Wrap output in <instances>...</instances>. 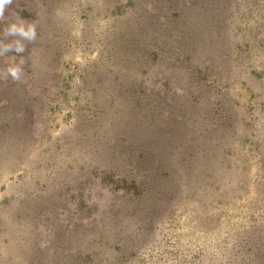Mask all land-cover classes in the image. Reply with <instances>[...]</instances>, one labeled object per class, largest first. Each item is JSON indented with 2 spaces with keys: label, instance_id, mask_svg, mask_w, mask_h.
<instances>
[{
  "label": "rangeland",
  "instance_id": "obj_1",
  "mask_svg": "<svg viewBox=\"0 0 264 264\" xmlns=\"http://www.w3.org/2000/svg\"><path fill=\"white\" fill-rule=\"evenodd\" d=\"M133 1L58 0L37 13L42 0L15 5L13 24L31 21L39 38L31 44L19 35L3 40L25 51L20 85L13 87L11 76L4 79L0 71V93L12 90L14 105L28 107L20 110L27 123H21V113L11 117L17 132L0 137V264H38L42 257L41 264H69L79 255L109 264L118 226L130 237L136 264L261 263L255 260L260 244L254 238H264V155L254 149L264 153V0ZM46 84L50 88L43 90ZM138 90L153 108L164 103L165 127L157 139L165 146L180 140V149L192 151L198 144L205 161L213 147L222 148L223 133L232 135L226 144L231 148L220 151L212 185L198 194L190 191L187 203L156 228L145 217H155L156 208L169 213L170 205L160 200L139 210L133 187L114 184L113 175L99 180L110 164L122 170L115 145L126 127L143 147L153 146L155 134L147 127L137 131L140 119L148 125L153 115L134 108ZM190 93H199L193 110L185 108ZM92 103L102 104L104 125L90 144V131L80 120ZM231 105L238 126L220 128ZM219 107L223 114L214 115ZM123 117L130 122L120 129L127 122ZM83 131L88 133L81 144ZM164 151L155 153L164 159ZM157 171L151 174L157 177ZM21 217L31 222L23 226ZM130 223V231L140 227L144 235L125 231Z\"/></svg>",
  "mask_w": 264,
  "mask_h": 264
},
{
  "label": "trees",
  "instance_id": "obj_2",
  "mask_svg": "<svg viewBox=\"0 0 264 264\" xmlns=\"http://www.w3.org/2000/svg\"><path fill=\"white\" fill-rule=\"evenodd\" d=\"M20 0H15V2H12L10 5L6 6L5 11H4V17L3 19H0V71H4L5 69H7L8 67L12 66H18L19 65V60H21V58L23 57V53H17L13 50V48L11 47V49L9 50H5L4 46V30L10 26L11 22L13 21V17L11 15L12 11L14 10L15 5L17 4V2H19ZM107 4L111 3L109 2V0H106ZM129 4L128 5H133L134 1L133 0H129ZM58 2V0H42L41 5L42 7L39 9L37 8L35 11L36 13L39 12L40 10H42V8H44L43 6H47V7H51L52 5H55ZM117 10L119 11V13L122 15H124L126 12L125 10L122 12V7H117ZM47 11V10H45ZM43 12V10H42ZM40 19V16H39ZM25 20L30 21L32 19H28L26 18ZM30 23L32 24V22L30 21ZM13 24V22H12ZM152 24H155L154 22H152ZM10 36V35H8ZM36 37L39 38L38 34L36 33L35 39ZM98 42L101 41L97 40ZM32 43V41L30 42V44ZM34 43V42H33ZM28 44V43H27ZM16 56V57H12V56ZM186 55H189V53H187ZM4 58L8 59L4 60ZM14 58V59H13ZM16 58V59H15ZM189 58V57H187ZM186 61H188V59H186ZM9 63H13V64H9ZM9 65V66H8ZM182 79V78H181ZM20 82L19 81H15L13 83V87L19 86ZM43 86V90L44 89H49V84L47 85H42ZM139 92V97L136 98V105L134 108L139 107L140 109H145L147 110L146 114H150V111L152 112V116L149 118V123L148 125H145L146 120L142 117L140 119V121L138 122V129L137 131H146V129L148 128V131H151L153 133V135L155 134V136L152 139V144L153 146L150 147H143L144 145L140 142V140H136L135 136H133V131L132 129H128V127H126L125 129V136L120 135L119 138L117 139V145H115V152L121 156V163H122V170L118 169L117 167L115 168L114 166H112L111 164L108 165V167H104V172L101 173V177L99 178V180L102 183H105L106 181L109 180L110 175H113L114 177H117V179L114 181V184H123V185H130L131 187H133L135 189V193H134V197L136 199V205L139 206L138 209L139 210H144L147 209L150 205V203H156L157 201H159L161 199V196L165 195L166 191L163 188H159L158 190L156 189V187L159 185L157 184V180L156 178V173L155 175H152L151 172L154 171V169L156 168L158 171H161L162 173V177L165 179L164 182V186H169L170 187H175L173 191L170 192L169 194V198L176 203L175 205V209L169 213H167V209H154L153 213L151 216H155V217H150L147 216L145 217V220H151L153 227L156 228V224H159V221H161V219L164 217V215L167 214V216H169L170 218L173 216L175 210H177L178 208H180V206H182L183 204L187 203V198H188V193L190 191H193L194 193L198 194V191L200 190V188H206L209 187L210 185H212V175L213 172L216 168V164L218 162V160H221V153L220 151L225 152L226 150H228V148H231L230 146H226V144L229 145L230 139L232 137V135L230 134V132L227 133H223V135L221 136V138L223 139V144H222V148L219 147H213L215 149H213L211 152V155L208 156L205 161H204V155L202 154V149L201 147L197 144V146H195L193 148L192 151H190L188 148H186V150L180 149L179 146H177L176 142L180 141V140H168L169 145L165 146L162 144L161 141H159V139H157V137L160 136V131L161 128L164 129V125L160 123L161 120H164V117H162V107H163V102L157 101L159 102L158 104H155L156 107L153 108V101L151 100V98H145L144 92H142L141 90H138ZM3 92H5L7 95H3L2 93H0V137H8L10 135H12L13 133L17 132L15 128V125L17 123V121H13L12 118H14V116H19L21 113V123L26 124L27 120L26 117H23V111L20 112L21 109H27L28 106H26L25 104H23L22 106L18 105L15 106L13 103V97H14V93H11L12 90H7L5 89ZM96 92L98 94L95 95V98H97L99 96V92L96 89ZM252 92V90H251ZM199 93H190L188 94V96L185 98V108L193 110L196 106V98L198 96ZM165 96V95H164ZM222 97V95H221ZM228 98L227 93L225 94L224 97H222V100L225 102V100ZM145 104H144V102ZM91 105V106H90ZM219 107L217 110L212 111V113L214 115H217L219 113L223 114V111H220ZM126 109H128V107H126ZM228 108H224V112L225 110L227 111ZM88 110L89 111V115L86 116L85 120H80L82 122H85L84 124L87 125V130L90 131V138H91V142L90 144H92V142H95V137L99 135L100 133V129L102 128V126L104 125V108L102 106V104L100 103H92L88 105ZM150 110V111H149ZM6 111V113H5ZM26 112V110L24 111ZM233 112L234 111V105H231L230 108L228 109V113H225L224 117H222L221 121L219 122V127H230V126H234V124L236 126H238L236 124V121L234 120L235 118L233 117ZM227 116H229V119L227 120ZM12 117V118H11ZM127 118V116H126ZM125 117H123L121 120L125 119L126 124H121L118 127L120 129H123V126L126 125L128 126V121L129 119H126ZM167 120V122L170 121V118H166L165 121ZM130 122V121H129ZM19 123V122H18ZM88 124L90 125V127L88 128ZM118 124V123H116ZM115 123H111V126H116ZM14 126V129L12 130L11 127ZM161 126V128H160ZM235 126V127H236ZM76 128H79L77 126V124H75ZM117 127V128H118ZM147 127V128H146ZM169 128V127H168ZM177 129L180 130L179 126H176ZM175 127H172V130H176ZM21 129L22 128H18ZM81 129H84L81 128ZM93 129V130H92ZM98 129V130H96ZM7 131H13L12 134L8 133ZM20 131V130H19ZM136 131V130H135ZM156 131V132H155ZM168 132V131H167ZM88 133V131H83L81 132V140L79 143L84 144V140H82L84 138V136ZM10 134V135H9ZM170 136V135H169ZM132 137V139H131ZM136 138H140V136L136 137ZM178 139V138H177ZM82 151H84L86 154L89 153L90 151H88V147H80ZM264 148V146H263ZM156 149H159V151H164L165 158H161L158 157L159 155L157 153H155ZM204 150V149H203ZM211 150V149H210ZM256 151H259V154H263V151L259 148L254 149ZM262 151V153H261ZM205 153V152H204ZM127 154V155H126ZM220 157V159H219ZM128 158H131L128 159ZM125 162V163H124ZM120 163V164H121ZM127 165H131L133 166V171H124V167ZM157 171V172H158ZM261 174L264 176V171L261 167ZM260 175V177H262V175ZM91 177H87L86 181L81 183V185L85 184ZM263 178V177H262ZM38 181V180H37ZM36 181V182H37ZM154 181V182H153ZM152 182V183H150ZM33 186H36V183H34ZM81 190H79V194H81L80 196L82 197L84 195V193L82 192L83 188L79 187ZM180 195V197L178 196ZM81 198L79 199L78 202V207L81 208ZM37 206L40 205V203L38 202L36 204ZM141 208V209H140ZM125 212H129L128 209L125 210ZM132 213V212H130ZM158 219H157V218ZM22 218V222H23V226H25V221H27L28 218L26 217H21ZM28 223L31 221H27ZM27 223V224H28ZM114 226H118V223L116 222L114 224ZM117 228V234H114V238L116 240L117 238V245H115L114 249H113V253L111 255V258L109 259V264H136L134 261L136 260V255L137 252L134 251V248H131L129 244V239L130 237L128 235H126L124 233V230L122 231L120 229V226L116 227ZM140 228V227H139ZM158 228V227H157ZM81 231H85L83 229H80ZM126 231V229H125ZM29 232V231H28ZM84 238H86L87 234H83ZM109 240V239H107ZM255 242H257L258 244H260L259 246V254L258 256L255 257V260L258 259L260 260L261 263L258 264H264V246L263 248L261 247V245L264 244V238H260V237H256L254 238ZM263 241V242H262ZM121 242V245H119L118 243ZM140 245H139V244ZM253 244V242L251 243ZM255 245V244H253ZM137 248L141 249V248H145L146 244L144 242H137L135 245ZM148 248V247H147ZM77 251L80 252V249L77 247ZM85 255H79L76 256L77 259H80V262H82V264H98L100 261V259H94V257L89 256L88 257H84ZM239 258L241 259V257L239 256ZM150 259H155L152 258V256H150ZM43 260V257L40 261V258H38V264H41ZM242 260V259H241ZM102 261V260H101ZM107 262V259H106ZM105 264H108V262ZM200 262V261H199ZM173 264V263H172ZM193 264H198V263H193ZM238 264H244L242 262H239ZM251 264V263H248Z\"/></svg>",
  "mask_w": 264,
  "mask_h": 264
},
{
  "label": "clouds",
  "instance_id": "obj_3",
  "mask_svg": "<svg viewBox=\"0 0 264 264\" xmlns=\"http://www.w3.org/2000/svg\"><path fill=\"white\" fill-rule=\"evenodd\" d=\"M12 3V0H0V19H3L4 17V11L6 6L10 5ZM25 21H21L20 26L18 27L16 24H12L9 27H7L4 30V35H19L22 38H25L29 42L33 41L35 39L36 33L35 28L31 23H27V31L24 30ZM18 43V42H17ZM5 50L11 49V45H5ZM17 53H22L25 51V48L23 45L18 43V46L14 49ZM5 75L3 76L4 79H7L8 76H11L13 81L20 80V77L22 75V69L18 66H12L8 67L5 70Z\"/></svg>",
  "mask_w": 264,
  "mask_h": 264
},
{
  "label": "flooded vegetation",
  "instance_id": "obj_4",
  "mask_svg": "<svg viewBox=\"0 0 264 264\" xmlns=\"http://www.w3.org/2000/svg\"><path fill=\"white\" fill-rule=\"evenodd\" d=\"M156 178H157V179H156V180H157L156 183L159 184L158 186H161V188H163V189L166 191L165 195L161 196V199H160V200L166 202L165 205H167V206L170 205V206H171L170 209L168 208V209H169V212H171V211H173V210L175 209L174 207H175V204H176V203H174V202L169 198V194H170V189H171V188H174V187H170V185H169V186H167V185L164 186V184H165L164 180H165V179L162 177V173H161V171H159V174H157V177H156ZM153 182H154V181H153ZM160 200H159V201H160ZM163 205H164V204H163ZM165 205H164V207H166ZM128 210H129V212L132 211L131 209H128ZM164 216H166V215H164ZM151 222H152V221H151ZM151 222H150L149 224H150V227L152 228L151 225H152V223H154V222H152V223H151ZM130 225H131V223H130V224H127V227H126V230H127V231H130V230H129V229H131V228H130ZM130 232H132V233H136V232H137V233H140V234L144 235V233L141 231V229H140L139 227L136 228L134 231L131 230ZM142 235H140V236H142ZM77 254H78V253H77ZM76 258H77V257L75 256V258H74L73 260H71V262H70L69 264H82V262H80V261H79V262H75V261H76V260H75ZM73 261H74L75 263H73Z\"/></svg>",
  "mask_w": 264,
  "mask_h": 264
}]
</instances>
